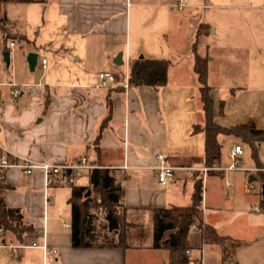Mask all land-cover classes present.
Wrapping results in <instances>:
<instances>
[{
    "label": "crops",
    "instance_id": "0c3cea01",
    "mask_svg": "<svg viewBox=\"0 0 264 264\" xmlns=\"http://www.w3.org/2000/svg\"><path fill=\"white\" fill-rule=\"evenodd\" d=\"M48 1L50 6L43 5L33 19L38 27L34 40L21 34L30 46L22 54L20 69L11 78L0 79V144L34 160L64 162L85 156L88 162L108 168L124 188L118 209L127 221V246L72 247L71 185L60 178L45 187L40 169L24 175L10 167L3 171L9 186L5 204L19 208L23 221L35 232L25 244L9 233L0 235V264H9L4 250L18 264L24 258V264L39 263L33 255H23V249L40 252L41 264H168V251L152 247L154 211L188 205L199 177L203 179V222L227 238L222 244H200L199 233L191 230V244L203 247V264H264V211H253L255 205L264 207V172L255 170L264 168V141L256 144L253 158L246 143L218 136L222 149L217 164L230 163V149L237 143L243 149L241 169L190 175L180 168L204 165L203 134L192 132V126L204 120L193 70L195 41L197 52L208 57L207 83L215 122L223 126L252 123L264 129V31H259L263 16H256L253 29L247 31L244 15L225 11L222 23H209L208 31L198 38L194 31L193 40L173 27L183 21L180 11L194 13L199 0H187L182 9L171 8L176 0ZM211 5L264 10V0H214ZM200 37L207 38L203 54L198 51ZM8 50L9 67L13 55L12 48ZM29 52L37 54L33 68L25 57ZM140 56L169 60L164 86L122 87ZM100 70L113 72L117 86L94 91L91 86ZM10 82L17 83L21 92L16 98L10 95ZM158 152L178 167L165 184L158 183L152 168ZM83 178L85 183L80 182ZM79 184H89L88 173L76 181ZM62 191L69 212L68 222L59 224L61 212L53 206ZM43 244L54 252L45 254Z\"/></svg>",
    "mask_w": 264,
    "mask_h": 264
},
{
    "label": "trees",
    "instance_id": "16d2710c",
    "mask_svg": "<svg viewBox=\"0 0 264 264\" xmlns=\"http://www.w3.org/2000/svg\"><path fill=\"white\" fill-rule=\"evenodd\" d=\"M37 1L40 0H0V33L4 39H12L14 33L6 29L8 24L2 12V5ZM207 31V26L200 24L197 29V38ZM196 43L197 41L192 47L193 70L199 83L204 120L202 124H194L192 132L203 134L204 165L212 166L219 162L222 149L218 140L219 135L232 136L246 143L251 149L253 158H256V144L264 141V129H259L252 123L223 126L215 122L213 99L210 95L211 87L207 83L208 57L197 52ZM3 49L6 50L8 47L4 46ZM169 63L168 59L138 57L130 68L129 85L131 87L149 86L154 89L164 86L167 83ZM104 126L105 122L101 129ZM92 164L96 167L88 173L89 184L71 185V194L68 198L71 207V246L124 248L127 246L125 234L127 221L123 211L118 210L121 206L124 188L116 182L108 168ZM8 188L9 186L4 181V172L0 171V228L3 231L0 235L9 233L16 242L25 244L33 237L35 229L23 221V213L19 208L5 204L4 194ZM89 188L95 197L93 203L86 193ZM202 199L203 179L199 177L194 182L188 205H170L154 211L152 247L168 251V264H190L185 252L196 247L190 242V232L193 227L199 233L200 244H222L227 239L203 222ZM92 208H97L102 214L101 221H98L97 214L91 211Z\"/></svg>",
    "mask_w": 264,
    "mask_h": 264
},
{
    "label": "rangeland",
    "instance_id": "374dc122",
    "mask_svg": "<svg viewBox=\"0 0 264 264\" xmlns=\"http://www.w3.org/2000/svg\"><path fill=\"white\" fill-rule=\"evenodd\" d=\"M218 1V0H215ZM222 1V0H219ZM214 0H199L196 11L194 13H187L185 12V9L180 11L183 13L181 16L183 20L180 22V25H176L173 27V31H186V36L190 39L192 38L194 40L193 32L197 31L198 26L202 23L209 28V23L212 25L220 24L224 20V13L225 11L232 13H238L244 15L245 18H247L248 28L247 31H250L251 28L253 29V20L256 16H263L262 22H260V30L264 31V10L258 9L255 10L253 8H242V9H221V8H213ZM50 6V3L48 0L43 1V3H4L2 5V12L5 14L6 21H7V28L10 29L14 34H12V39H4L2 34L0 33V67H2L3 70H0V79L5 78H11V74L13 71H18L21 67V63H23V55L26 52L27 46H30L28 43V39L26 37H21V34H25L28 38L31 40H34V31L38 30V27L33 23V19H36L42 11L43 5ZM47 7L45 9V13L47 12ZM179 11V10H176ZM185 12V13H184ZM176 22V20H175ZM179 23V22H178ZM177 23V24H178ZM211 31V30H210ZM26 38V39H25ZM13 40L15 43V47H12V63L8 67L3 60V51L4 46L9 45V41ZM207 38L200 37L198 40V51H202V45L204 41H206ZM264 43V39H263ZM9 47V46H8ZM10 49V48H9ZM203 54V52H201ZM28 55V54H27ZM27 55L25 56L27 59ZM217 56V55H216ZM262 60L264 61V55L262 57ZM37 71H39V66L37 65ZM6 91H8L7 87H3ZM229 165V164H228ZM222 167H226L222 166ZM239 169H241V166L239 165ZM244 169V168H242ZM87 180L86 178H83L80 182L85 183ZM255 185H258V182H255ZM68 189V188H67ZM86 193H89L91 203L95 201L94 194L92 190L89 188V190L86 191ZM66 193L64 191L61 192V197L59 199H56L54 202V209L56 211L61 212V219H57V223L61 224L63 221L68 222V212H69V205L66 202L65 199ZM119 210V209H118ZM92 212L97 214L98 221H101L102 214L97 210V208H92ZM193 233L192 235H194ZM30 239L27 240L29 242ZM127 243V242H126ZM22 254H31L35 258V261H38V264H41L42 257L40 252L33 250V249H23L21 250ZM4 258L5 261L9 264H18L12 256L9 255L8 250H4ZM25 255V256H26ZM25 260V258H24ZM22 262L24 264L25 262ZM36 264V263H35ZM162 264V263H161Z\"/></svg>",
    "mask_w": 264,
    "mask_h": 264
},
{
    "label": "built area",
    "instance_id": "2783aa9c",
    "mask_svg": "<svg viewBox=\"0 0 264 264\" xmlns=\"http://www.w3.org/2000/svg\"><path fill=\"white\" fill-rule=\"evenodd\" d=\"M186 4H187V0H176V2L171 5V8L182 9L183 7L186 6ZM14 46H15L14 41L10 40L9 47L12 48ZM45 62L46 60L42 59L41 63L43 67L45 66ZM117 83H118V79L113 72L109 70H100L97 72V81L94 84H92L91 87L94 91H98L102 88L115 87L117 86ZM7 85L12 87V89L10 90L11 97L16 98L20 95L21 92L17 88L18 87L17 83L10 82L7 83ZM22 85L29 86L30 84L25 83ZM37 85H39V83H37L36 86ZM129 86L130 85L128 82V75H126L122 87L124 89H128ZM242 153H243L242 146L240 144L235 143L232 145L230 149L229 152L230 163L226 167H222L214 163L212 166H205V165L200 167L183 166L180 168L187 171L188 174L190 175L197 172L206 175V173L210 170L221 171V172L236 170L239 169V164H240L239 157L240 155H242ZM154 158H155V164L153 165L152 168L155 171L157 181L159 184H165L170 178H172L174 174V170L178 167L170 164L167 161V157L161 152L156 153ZM10 167H17L21 169L24 175H29L33 170L40 169L44 175V185L45 187H48L55 180H58L60 178L65 179L69 185H74L76 184V181L79 178L83 177L85 173H89L96 166L88 162L85 156H81L71 161H64V162H49V161L34 160L29 157L16 155L0 144V171L3 172L5 169ZM255 170L264 172V168H256ZM263 186H264V180L262 182V200L264 201ZM253 211L254 212L264 211V207L255 205L253 207ZM2 233L3 231L0 228V234ZM32 246H37V245L36 243H32ZM40 247L43 248L45 254L54 252L47 250L44 244ZM185 254L188 257L190 264H203L204 250L202 245L186 250Z\"/></svg>",
    "mask_w": 264,
    "mask_h": 264
},
{
    "label": "water",
    "instance_id": "95a60500",
    "mask_svg": "<svg viewBox=\"0 0 264 264\" xmlns=\"http://www.w3.org/2000/svg\"><path fill=\"white\" fill-rule=\"evenodd\" d=\"M3 60L6 65H9L10 58H9V50L6 49L3 51ZM37 60V54L35 52H29L27 55V62L30 68H33L35 66ZM264 189V186H263ZM163 264H166L165 261H163Z\"/></svg>",
    "mask_w": 264,
    "mask_h": 264
}]
</instances>
